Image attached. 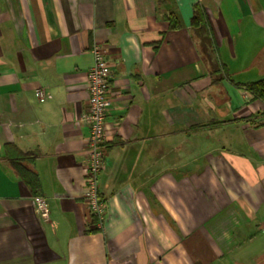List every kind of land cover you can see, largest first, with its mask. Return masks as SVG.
<instances>
[{
    "label": "crops",
    "instance_id": "0c3cea01",
    "mask_svg": "<svg viewBox=\"0 0 264 264\" xmlns=\"http://www.w3.org/2000/svg\"><path fill=\"white\" fill-rule=\"evenodd\" d=\"M96 44L104 220L84 199ZM263 78L264 0H0V264H264V100L237 85Z\"/></svg>",
    "mask_w": 264,
    "mask_h": 264
},
{
    "label": "built area",
    "instance_id": "2783aa9c",
    "mask_svg": "<svg viewBox=\"0 0 264 264\" xmlns=\"http://www.w3.org/2000/svg\"><path fill=\"white\" fill-rule=\"evenodd\" d=\"M94 64L88 71L87 87L89 91L87 109L82 120L89 126L90 134L87 147V167L84 199L90 210L99 219L104 220L107 202L100 194V175L106 166L107 119L112 106L111 78L113 69L107 57L106 49L96 44L93 48ZM37 96L44 100L46 92L39 89ZM38 210L46 215L48 202L45 197H36Z\"/></svg>",
    "mask_w": 264,
    "mask_h": 264
},
{
    "label": "trees",
    "instance_id": "16d2710c",
    "mask_svg": "<svg viewBox=\"0 0 264 264\" xmlns=\"http://www.w3.org/2000/svg\"><path fill=\"white\" fill-rule=\"evenodd\" d=\"M167 18L170 20L172 27H179L180 21L177 19L174 13L168 14ZM207 17L204 7L201 4L195 5V12L192 18V24L194 27H207ZM210 39V37H209ZM237 85L248 90L254 98L264 100V78L247 83H237ZM18 157L12 162L20 176L30 185L34 193H38V189L41 186L40 178L38 174L22 165V161H32L37 157L36 152H22L19 151Z\"/></svg>",
    "mask_w": 264,
    "mask_h": 264
}]
</instances>
